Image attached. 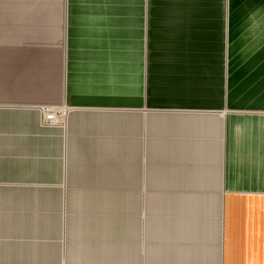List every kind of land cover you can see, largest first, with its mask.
Here are the masks:
<instances>
[{
    "label": "crops",
    "instance_id": "crops-1",
    "mask_svg": "<svg viewBox=\"0 0 264 264\" xmlns=\"http://www.w3.org/2000/svg\"><path fill=\"white\" fill-rule=\"evenodd\" d=\"M57 3L11 11L60 37L1 88L62 114L0 104V264H264V0Z\"/></svg>",
    "mask_w": 264,
    "mask_h": 264
},
{
    "label": "rangeland",
    "instance_id": "rangeland-1",
    "mask_svg": "<svg viewBox=\"0 0 264 264\" xmlns=\"http://www.w3.org/2000/svg\"><path fill=\"white\" fill-rule=\"evenodd\" d=\"M40 1V2H39ZM3 2H5V5L10 3V6L12 5V1L10 2V0H4V1H0V4L2 6ZM58 0H28L29 4H24V6L22 8H18V9H9L7 8L8 11H13V12H20L21 9H26V5L28 6V8H42L44 13H48V12H53V9L58 8ZM32 3V4H31ZM34 3V4H33ZM9 6V7H10ZM28 11V10H26ZM31 11H35V10H31ZM39 23V22H38ZM56 23V21L54 20L53 16H45L43 22H41L38 26H35L36 28L34 29H30L21 33V37L19 35H17L14 30H12V26H5L4 28L0 27V31L1 30H6V34L7 37L6 38H10L11 40H6L5 42H0V47H14V46H21L23 45V39L24 38H29V39H34V45L36 44V40L39 38H43L45 39V47L48 49L50 55L52 56L53 54V50H54V45L55 43L57 44V39L60 37V32L55 30L54 28V24ZM36 25L37 24V20L36 21H31V20H27L26 22L24 21V25ZM34 27V26H33ZM5 35V34H4ZM18 36L17 40H13V38H16L15 36ZM1 37V35H0ZM29 41V40H27ZM1 50V49H0ZM10 50V49H9ZM7 56V54H1L0 55V104H6V103H32V104H36L40 107L41 109V113H42V117H44V112L48 113L50 112H55L57 117H61L62 111L61 109H59L58 105H57V101L58 99L55 96H43V95H36L33 94L31 96H20V94H16L15 92L12 91H6L5 89L1 88L4 85H2L1 83H5L6 80V74L10 75L9 71L10 70V65H8L9 61L6 62V60L8 58H5ZM8 71V72H7Z\"/></svg>",
    "mask_w": 264,
    "mask_h": 264
},
{
    "label": "trees",
    "instance_id": "trees-1",
    "mask_svg": "<svg viewBox=\"0 0 264 264\" xmlns=\"http://www.w3.org/2000/svg\"><path fill=\"white\" fill-rule=\"evenodd\" d=\"M0 1H4V0H0ZM6 1V0H5ZM5 2H3L2 6L0 4V27L4 28L5 26H12V30H14V32L19 35L21 37V33L27 30H30L33 28V26L31 25H24V21L26 22L27 20H30V17H23V16H16V15H12L10 11L7 10V4L6 6ZM27 6V5H26ZM22 7V6H21ZM5 34V35H4ZM8 33H6V30H1L0 31V42H5L6 40H11L10 38H6ZM15 36L16 38H13V40H17L18 36ZM29 40V41H27ZM34 39H29V38H24L23 39V44H24V51H28L29 54H31L30 52L33 51V48L35 47L34 43ZM0 55L1 54H7V51L9 50V48L6 47H0ZM21 52V49H18ZM25 53V52H24ZM23 55V52L21 54V56Z\"/></svg>",
    "mask_w": 264,
    "mask_h": 264
},
{
    "label": "built area",
    "instance_id": "built-area-1",
    "mask_svg": "<svg viewBox=\"0 0 264 264\" xmlns=\"http://www.w3.org/2000/svg\"><path fill=\"white\" fill-rule=\"evenodd\" d=\"M44 120H57L59 119V117L56 116V113L55 112H48V113H45L44 112V117H43Z\"/></svg>",
    "mask_w": 264,
    "mask_h": 264
}]
</instances>
